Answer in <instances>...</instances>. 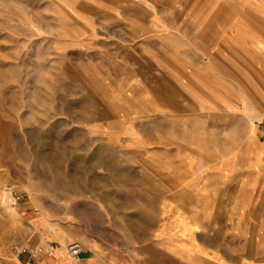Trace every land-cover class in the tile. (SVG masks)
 <instances>
[{
    "label": "rangeland",
    "instance_id": "obj_1",
    "mask_svg": "<svg viewBox=\"0 0 264 264\" xmlns=\"http://www.w3.org/2000/svg\"><path fill=\"white\" fill-rule=\"evenodd\" d=\"M117 1L0 0V264L22 257L9 255L12 242L38 246L43 223L42 251L81 247L86 233L117 231L123 216L130 231L149 227L142 189L122 185L145 179L142 165L152 159L163 162L165 137H175L163 116L198 95L195 80L178 79L172 91L124 82L122 40L139 29L113 24L122 20L109 10ZM143 26L142 36H158ZM19 202L33 220L15 210Z\"/></svg>",
    "mask_w": 264,
    "mask_h": 264
},
{
    "label": "crops",
    "instance_id": "obj_2",
    "mask_svg": "<svg viewBox=\"0 0 264 264\" xmlns=\"http://www.w3.org/2000/svg\"><path fill=\"white\" fill-rule=\"evenodd\" d=\"M209 1L119 0L109 9L122 13L113 24L139 29L122 40L124 82L172 91L178 79L195 80L198 96L163 116L175 130L163 162L122 185L142 189L149 227L130 231L123 216L117 231L86 233L78 259L56 245L33 264H264V5ZM142 5L162 18L142 20ZM142 23L158 36H142ZM15 210L34 219L24 203ZM41 227L38 246L48 236Z\"/></svg>",
    "mask_w": 264,
    "mask_h": 264
},
{
    "label": "built area",
    "instance_id": "obj_3",
    "mask_svg": "<svg viewBox=\"0 0 264 264\" xmlns=\"http://www.w3.org/2000/svg\"><path fill=\"white\" fill-rule=\"evenodd\" d=\"M260 124L261 127L264 129V116L262 117ZM9 250L11 255L15 256L16 258H20L21 256L25 255V259L21 262V264H32L33 257L38 256L42 253H45L46 255L54 254V248L52 247H49L48 249L42 251L41 247L31 246L27 245L26 243L18 242L10 243ZM80 250L81 247L78 242H71L66 245L67 254L71 258L77 257Z\"/></svg>",
    "mask_w": 264,
    "mask_h": 264
}]
</instances>
